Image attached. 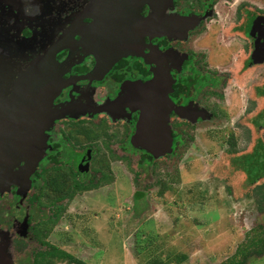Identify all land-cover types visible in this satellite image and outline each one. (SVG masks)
Here are the masks:
<instances>
[{
  "label": "flooded vegetation",
  "instance_id": "flooded-vegetation-1",
  "mask_svg": "<svg viewBox=\"0 0 264 264\" xmlns=\"http://www.w3.org/2000/svg\"><path fill=\"white\" fill-rule=\"evenodd\" d=\"M50 1L55 9L45 2L38 18L29 12L31 0H0V44L11 47L15 41L14 48L0 49V64H5L0 114L8 109L20 71L45 62L53 44L50 74L63 84L52 102L57 118L45 131L47 147L30 176L31 185L25 189L13 183L0 192V264H44L49 245L59 247L43 236L45 223H51V216L57 223L69 211L65 200L102 183L111 162L128 160L137 179L143 166L184 149L200 127L203 145L206 134L216 139L225 119L246 117L249 124L261 125L260 110L257 118L248 116L255 99L248 90L254 87L253 71L260 72L261 94L255 96L264 102V0H102L99 15L105 23L116 29L120 19L134 22L131 29L112 30L113 35L111 25L98 30V0ZM98 36L101 45L82 43ZM109 36L118 48L107 45ZM158 70L172 80V151L154 157L131 137L141 114L139 85ZM262 109L264 115V104ZM239 123L253 135L248 123ZM229 133L225 142L236 145V134ZM257 141L253 149L264 150ZM101 146L108 161L98 158Z\"/></svg>",
  "mask_w": 264,
  "mask_h": 264
},
{
  "label": "rangeland",
  "instance_id": "rangeland-1",
  "mask_svg": "<svg viewBox=\"0 0 264 264\" xmlns=\"http://www.w3.org/2000/svg\"><path fill=\"white\" fill-rule=\"evenodd\" d=\"M31 1L34 4L29 12L38 18L43 15L45 2L49 1L46 8L55 9L50 0ZM11 47L0 44L3 50ZM1 68L4 70L5 64H0V72ZM256 73L254 70L252 75L254 87L248 90V95L255 98L248 116L261 120L264 102L255 96L261 94L262 86L257 85L261 73ZM242 118L223 120L216 139L206 134L203 145L200 127L184 149L143 166L137 181L131 162H111L109 170L104 168L107 177L102 183L65 200L69 211L52 228L49 225L51 231L46 238L88 264H140L139 238L143 241L151 233L159 250H166L165 255L187 254L181 264H219L227 260L256 234L254 228L264 227V161L258 159L260 167L257 170L255 165L252 175L244 167V156L254 154L255 141L264 144V117L257 120L263 126ZM239 122L248 123L253 135ZM229 132L236 134V145L225 142ZM107 153L101 146L98 158L108 161ZM160 187L164 188L161 195ZM136 190L145 191L138 211L133 199ZM140 232L144 233L142 238ZM55 264L69 263L60 259ZM249 264H264V254L251 258Z\"/></svg>",
  "mask_w": 264,
  "mask_h": 264
},
{
  "label": "water",
  "instance_id": "water-1",
  "mask_svg": "<svg viewBox=\"0 0 264 264\" xmlns=\"http://www.w3.org/2000/svg\"><path fill=\"white\" fill-rule=\"evenodd\" d=\"M97 5V17L94 18L98 30L109 29L111 23H105L100 17L102 0H98ZM120 7V4L117 5V8ZM129 25L131 29L134 22L129 24L120 19L116 23V29L111 25L110 35L117 30H128ZM98 37H85L82 43L88 42L95 47L99 41L98 45H101L102 37ZM113 39L114 36H109L110 44L107 45L118 48L120 44L113 45ZM66 40L67 38H62L63 42ZM51 46L44 54L45 62L41 60L42 63L20 71L13 84V96L8 99V109L3 115L0 114V192L7 190L13 183L19 184L21 188L29 187L30 176L47 147L45 131L57 118L51 108L52 102L63 86L50 74L54 71L51 64L55 61L56 54L55 45ZM113 52L116 53V50ZM115 55H111L110 60L115 59ZM171 82L168 72L158 70L151 80L139 85L141 91L137 103L141 114L131 141L154 157L172 151V135L168 124V114L173 104L168 96ZM16 125L18 126L10 129ZM20 161L23 164L15 171L14 168Z\"/></svg>",
  "mask_w": 264,
  "mask_h": 264
},
{
  "label": "trees",
  "instance_id": "trees-1",
  "mask_svg": "<svg viewBox=\"0 0 264 264\" xmlns=\"http://www.w3.org/2000/svg\"><path fill=\"white\" fill-rule=\"evenodd\" d=\"M245 169L248 174H254L253 169L256 166L257 170L260 167V160L259 158L262 157L261 162L264 161V150H254L253 155H245ZM152 160V155L148 154L147 161L143 159V161H146L147 163H150ZM251 160V163H247V161ZM242 161V162H241ZM240 163L243 165V160H240ZM256 173V172H255ZM139 179H136L137 181ZM139 184V183H138ZM159 194L161 195L164 191V188L160 187ZM264 196V192H262ZM145 198V191L136 190L133 194V199L136 204V210H141L142 202ZM58 213H53V215ZM51 221L50 224L44 225V233L43 236L46 237L48 233H50L51 228L56 223V217H50L49 219ZM51 228H50V226ZM254 234L251 236V239L248 241V243L243 244V246H240L236 253L233 254L230 258H227V260L222 261L219 264H249L250 259L255 256H260L264 254V227L259 225L258 229L252 230ZM143 237L144 233L139 234V237ZM151 235V236H150ZM153 234H149L143 241H138L137 248L141 251V257L143 260H141L140 264H181L183 261L186 260L187 254H181V253H171L168 252L166 255V250H159L157 245L154 243L156 240H154ZM141 237V238H142ZM41 238V237H39ZM152 238V239H151ZM50 249L45 251L43 257H44V264H55L56 260L64 259V261L68 262L69 264H88L84 259L78 258L72 253L68 252L67 250L61 249L59 247H54L53 245H49ZM52 248V249H51ZM150 254V255H149ZM148 256V257H147ZM35 264H38V261L36 260Z\"/></svg>",
  "mask_w": 264,
  "mask_h": 264
}]
</instances>
